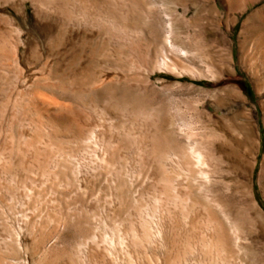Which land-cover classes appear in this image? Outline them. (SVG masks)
Listing matches in <instances>:
<instances>
[{
	"label": "rangeland",
	"instance_id": "374dc122",
	"mask_svg": "<svg viewBox=\"0 0 264 264\" xmlns=\"http://www.w3.org/2000/svg\"><path fill=\"white\" fill-rule=\"evenodd\" d=\"M51 4L0 0V264H264V0Z\"/></svg>",
	"mask_w": 264,
	"mask_h": 264
},
{
	"label": "bare ground",
	"instance_id": "6f19581e",
	"mask_svg": "<svg viewBox=\"0 0 264 264\" xmlns=\"http://www.w3.org/2000/svg\"><path fill=\"white\" fill-rule=\"evenodd\" d=\"M84 0H80V2H83ZM113 1V0H112ZM131 1V0H130ZM129 0H115V3L116 4H118L119 6H121L122 8H124L125 7V4H127V3H129L130 2ZM44 2L46 3V4H51V3H59V5L60 6H62L63 7V10H64V12H66L67 14L69 13V14H71V11L69 10V6H70V4H72V2H75V0H44ZM86 2V1H85ZM84 2V3H85ZM95 2V1H94ZM77 3H78V1H77ZM93 3V2H92ZM44 4V3H43ZM94 4V3H93ZM97 4H98V2H97ZM75 5V4H74ZM81 5V4H80ZM90 5V4H89ZM51 6H52V4H51ZM51 6H49V7H51ZM53 6H54V4H53ZM108 6V5H107ZM109 6H110V3H109ZM41 7V6H40ZM65 7V8H64ZM89 7V6H88ZM56 8V7H55ZM76 8V5H75V7H74V9ZM116 8V7H115ZM104 9V8H103ZM112 9V8H111ZM59 10V9H58ZM125 10H126V7H125ZM61 11H62V9H61ZM76 11V10H75ZM74 11V12H75ZM123 11V10H122ZM59 12V11H58ZM91 12V11H90ZM113 13V12H112ZM69 14H68V17H69ZM76 14V13H75ZM109 14V13H108ZM65 15V14H64ZM100 15V14H99ZM119 15V14H118ZM76 16H77V14H76ZM72 16H70V18H71ZM75 16L73 15V17L72 18H74ZM84 17V16H83ZM121 17V16H120ZM77 18V17H76ZM93 18H95V16L93 17ZM99 18V17H98ZM119 19V18H118ZM68 20H69V18H68ZM72 21V20H71ZM105 21V20H104ZM103 21V22H104ZM98 22H100V20L99 21H97V23ZM102 22V23H103ZM116 22V23H115ZM114 22V24H115V26L118 24L117 23V21H115ZM101 24V23H100ZM109 24V23H108ZM97 25V24H96ZM103 25V24H102ZM121 25V24H120ZM100 26V25H99ZM112 26V25H111ZM125 26V25H124ZM102 27V26H101ZM109 27V26H108ZM117 27V26H116ZM103 28V27H102ZM110 28V27H109ZM123 28V27H122ZM105 28H103L102 30H104ZM125 29V28H124ZM123 29V30H124ZM106 30V29H105ZM108 30H110V29H108ZM114 34V33H113Z\"/></svg>",
	"mask_w": 264,
	"mask_h": 264
}]
</instances>
